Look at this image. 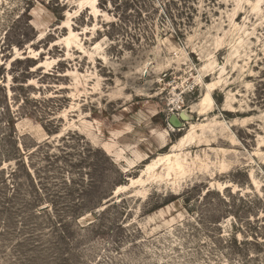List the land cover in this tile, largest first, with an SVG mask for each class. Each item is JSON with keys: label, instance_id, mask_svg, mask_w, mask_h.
Masks as SVG:
<instances>
[{"label": "rangeland", "instance_id": "1", "mask_svg": "<svg viewBox=\"0 0 264 264\" xmlns=\"http://www.w3.org/2000/svg\"><path fill=\"white\" fill-rule=\"evenodd\" d=\"M0 264H264V0H0Z\"/></svg>", "mask_w": 264, "mask_h": 264}, {"label": "bare ground", "instance_id": "2", "mask_svg": "<svg viewBox=\"0 0 264 264\" xmlns=\"http://www.w3.org/2000/svg\"><path fill=\"white\" fill-rule=\"evenodd\" d=\"M204 104L207 106L206 109L208 111L212 110L213 98H212V93L210 90L205 95ZM200 127L204 132H206L208 130L207 126H205V125L200 126ZM188 129H190V131L184 137H182L178 141L177 144H174L172 146V148H171L172 151L170 154H166L164 156L163 155L162 156H156L148 165H146V168L144 170V176L133 180L132 184H134V185L140 184L141 182L145 181L146 177H148V179L150 181L152 179H155V180L156 179H162V180H166V181H175L176 178H181V177L184 178L185 176H188L190 173H192L195 170H198L201 168L203 169L207 165L205 162L206 156L196 155V156H193L190 158L189 152H184V150L189 145H191L193 143H196L197 145H204V146L210 145L209 144L210 139L207 138L206 133H204L201 137L196 139L195 138L196 127L193 126L191 128H188ZM226 163L227 162H224L222 159L218 158V160L216 162H214V166L218 169L226 170L227 169ZM158 169H162V172L158 173L157 172ZM118 189L120 190L121 188L119 187ZM119 190H117V191H119ZM139 193H141V197L147 195V191H142Z\"/></svg>", "mask_w": 264, "mask_h": 264}]
</instances>
